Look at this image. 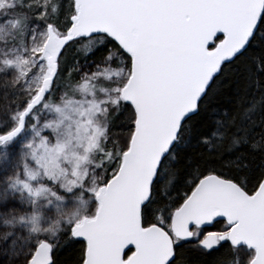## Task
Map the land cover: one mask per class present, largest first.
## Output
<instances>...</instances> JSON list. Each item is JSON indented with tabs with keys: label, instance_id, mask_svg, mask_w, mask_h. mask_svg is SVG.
Listing matches in <instances>:
<instances>
[{
	"label": "snow or ice",
	"instance_id": "snow-or-ice-1",
	"mask_svg": "<svg viewBox=\"0 0 264 264\" xmlns=\"http://www.w3.org/2000/svg\"><path fill=\"white\" fill-rule=\"evenodd\" d=\"M0 264H264V0H0Z\"/></svg>",
	"mask_w": 264,
	"mask_h": 264
}]
</instances>
